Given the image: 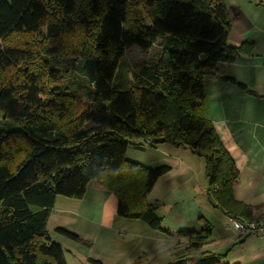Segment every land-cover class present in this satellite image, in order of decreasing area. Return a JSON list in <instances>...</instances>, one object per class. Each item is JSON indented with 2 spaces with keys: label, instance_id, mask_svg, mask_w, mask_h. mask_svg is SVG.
<instances>
[{
  "label": "trees",
  "instance_id": "1",
  "mask_svg": "<svg viewBox=\"0 0 264 264\" xmlns=\"http://www.w3.org/2000/svg\"><path fill=\"white\" fill-rule=\"evenodd\" d=\"M230 28L222 0H0V264H66L48 218L56 197L80 200L94 180L119 217L182 242L167 264H228L202 248L213 232L203 217L198 230L162 227L147 196L171 168L126 151L144 148L134 140L187 148L204 160L209 204L228 220L255 218L233 198L240 174L204 90L209 74L234 83L220 64L252 54L251 41L228 44ZM132 48L155 58L127 65Z\"/></svg>",
  "mask_w": 264,
  "mask_h": 264
},
{
  "label": "crops",
  "instance_id": "2",
  "mask_svg": "<svg viewBox=\"0 0 264 264\" xmlns=\"http://www.w3.org/2000/svg\"><path fill=\"white\" fill-rule=\"evenodd\" d=\"M222 1L231 21L228 44L236 46L244 41H251L254 48L250 56L239 57L232 64H220L217 74L233 79L234 83L219 80L216 75L209 74L204 78V90L214 130L240 174L238 182L232 189L233 198L251 206L254 216L257 217L264 208V0ZM237 84L243 85L254 94L245 92ZM182 168L185 170V166ZM168 174L169 172L156 182L147 196V201L157 207L156 214L160 209L169 207L168 214L162 216L157 214L162 219L164 229L170 232L182 229L198 230L186 227V222L190 223L189 220L186 221V214L181 215L179 212L175 215L171 214L169 205H175L177 202L169 201L174 198L171 197L173 191L170 190L171 187L167 182ZM64 198L60 196L55 198L47 222V230L51 238L56 240L62 248L70 249L69 246L77 242L59 234L58 228L76 234L91 245L93 238L87 232H93L95 228L98 238L100 235L102 236L100 242L107 243L109 250L122 253L121 255L127 261L136 256L145 262H152L159 258L163 260L166 257V251H169V256L172 255L174 259V252L182 247L180 246L182 242L176 238L152 231L148 227H145L146 230L144 229L146 232L143 234L144 236L137 240L138 245L131 247L135 237L140 236L139 233L135 235V229L141 227L135 222L140 224L141 222L117 215V198L112 192L106 190L104 183L100 180L88 183L82 199ZM70 203L72 207H70ZM169 215L172 216L169 217ZM188 216L195 217L191 212ZM167 219L170 222L179 221V228L172 231L171 226L169 227L165 223ZM207 221L211 225L213 224L210 220ZM51 222H54L52 231L55 234H51V229H48ZM198 228H200V222ZM114 231H117L118 237ZM237 238L245 237H239L233 231L232 236L217 240L220 242L219 245L216 244L214 248H211L215 242L212 232L210 240L204 243L203 247L210 246L208 251L223 255L221 251L226 249L227 244L234 243ZM173 240H176L175 245ZM69 252L70 250H67L66 253ZM94 257L96 260L91 258L88 260L102 264L99 258ZM226 260L225 256L221 262ZM65 261L68 264L66 257ZM134 264H139V262Z\"/></svg>",
  "mask_w": 264,
  "mask_h": 264
},
{
  "label": "rangeland",
  "instance_id": "3",
  "mask_svg": "<svg viewBox=\"0 0 264 264\" xmlns=\"http://www.w3.org/2000/svg\"><path fill=\"white\" fill-rule=\"evenodd\" d=\"M154 58L155 50L143 52L136 48H132L126 53L123 61L127 65L135 66L140 61H152ZM132 143L142 144L144 148L138 149L130 145L126 151V158L128 160L149 168H155L161 165H166L172 168V172L169 171V174L167 175V182L171 187L170 190L173 191L171 197L174 198L169 201L173 203L177 202L175 205H169L171 207L172 215H175L177 212L181 213V215L186 214V221H190V223L186 222L187 228L199 229V221L197 220L199 217L210 220L213 223V238L215 240L211 248H214L216 244L219 245L220 242H217V240L232 236L233 231H228L226 229L228 219L225 217L223 212L217 208H213L207 200L206 189L208 186V180L204 173L205 163L202 158L194 156L187 148H176L167 143L159 144L155 147H150L148 143L145 144L142 140H134ZM183 166H185V170H183ZM69 205L72 207L71 203ZM168 208L169 207L166 206L162 210L160 209L157 214L159 216L168 214ZM189 212L194 214L195 217L190 218L188 216ZM172 215H169V217ZM135 223L140 225L142 228L139 227L138 229H135V235L139 233L140 236L135 237L136 239L132 241L131 247H136L138 245L137 240L141 239L144 236L143 234L146 233V224L143 222H141V224L139 222ZM165 223L166 225H169V227L171 226L170 228H172V231H176L179 228L178 226L180 222L177 220L170 222L167 219ZM53 228L54 222H51L48 226V229H51V234H55L52 231ZM117 231H114V234L118 237ZM87 234H91V237L93 238H91L92 245L89 244L88 241H83L72 243L71 246H69L71 247L70 249L63 247L64 255L68 260V264H96L95 262L93 263L88 260V258L96 260L94 256L99 258L102 264H134L138 262L139 264H167L173 260V256H169V251H166V257L163 260L159 258L152 262H145L143 259H139V257L136 256L128 259L129 261H127L125 257L121 255L122 253L119 254L117 252H113L109 250L107 243L105 244L103 242V244L100 242L102 241V236L100 235L98 238V233L95 231V228L93 229V232L88 231ZM52 240L58 243L56 240ZM118 241L121 242L120 240ZM232 243H225L227 244L226 249L221 251V253L223 255L226 254L227 257V260L224 262H227L228 264H264V237L237 238L234 243ZM180 246H183L182 243ZM209 248L210 246L203 247L204 250ZM67 250H70V252L66 253Z\"/></svg>",
  "mask_w": 264,
  "mask_h": 264
},
{
  "label": "built area",
  "instance_id": "4",
  "mask_svg": "<svg viewBox=\"0 0 264 264\" xmlns=\"http://www.w3.org/2000/svg\"><path fill=\"white\" fill-rule=\"evenodd\" d=\"M226 228L239 237H264V208L253 220L229 219Z\"/></svg>",
  "mask_w": 264,
  "mask_h": 264
}]
</instances>
